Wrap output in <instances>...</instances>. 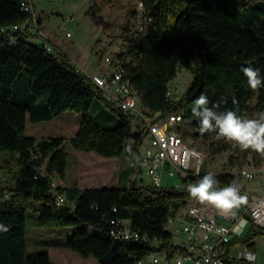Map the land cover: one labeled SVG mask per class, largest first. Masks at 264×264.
Listing matches in <instances>:
<instances>
[{"label": "trees", "instance_id": "obj_1", "mask_svg": "<svg viewBox=\"0 0 264 264\" xmlns=\"http://www.w3.org/2000/svg\"><path fill=\"white\" fill-rule=\"evenodd\" d=\"M27 0H0V29L22 24L30 14L22 7ZM32 1V0H31ZM153 16L147 34L134 45L125 63L126 76L135 87L140 107L147 112L180 113L190 120L195 139H214L212 155L232 151L230 166L245 165L249 156L259 167L264 155L230 145L217 131L201 134L200 122L192 114L194 101L202 94L214 111H234L243 118H257L264 112V86L253 91L242 67L258 69L264 77V0H137ZM110 0H102L106 6ZM134 13V11H132ZM94 5L87 15H99ZM127 24L121 27L123 37ZM29 34L0 32V167L9 173L11 188H0V264H53L48 253L27 254L26 218L32 212L36 226L53 224L76 227L66 249L98 264H136L153 250L160 239L170 240L166 230L170 217L193 202L188 186L203 176L182 180L183 188L140 185L136 177L129 186L65 188L69 155L66 139L37 140L26 134V123L51 121L66 111L80 116L73 149L95 152L105 158L121 157L126 141L133 139L136 156L143 134L134 133L131 117L105 101L88 74L78 70L57 49L47 52L44 43L31 42ZM179 69L193 79L178 100H172L170 83ZM95 99H102L119 118L105 127L89 115ZM112 119L113 116L109 115ZM216 139V140H215ZM43 167V170L41 168ZM219 187L239 179L227 171L215 176ZM66 202L57 205V197ZM237 205H245L241 198ZM118 222L147 235L145 243L117 241L111 231ZM264 234V227L250 223L247 232L235 238L230 248L246 244L255 252L252 240ZM248 264V263H244Z\"/></svg>", "mask_w": 264, "mask_h": 264}, {"label": "built area", "instance_id": "obj_2", "mask_svg": "<svg viewBox=\"0 0 264 264\" xmlns=\"http://www.w3.org/2000/svg\"><path fill=\"white\" fill-rule=\"evenodd\" d=\"M22 7L29 10L27 18L21 26L2 28L0 32L11 36L13 32L34 34L44 38L43 48L52 53L53 43L47 38L38 24L33 2L27 0ZM61 26L66 29V23ZM153 23L151 12L144 4L137 1L133 17L127 23L123 37L117 41V49L104 57L100 66V75L90 77L94 87L119 107L123 113L132 117L138 115L143 134L138 156L141 165L147 167L152 185L161 188L163 174L169 177L178 176L181 180L200 175L204 157L190 145L181 133L184 118L180 113H151L138 108L139 98H133L128 83L121 76L122 63L131 48L139 44ZM66 36H70L67 33ZM78 70L77 64L69 59ZM83 71V70H81ZM176 86L172 87V100L178 98ZM240 186L238 196L245 205H237L221 209L214 204L195 199L187 206L179 209L169 219L166 230L172 237L166 241L156 242L150 254L138 260L136 264H244L255 262L257 253L247 249L232 253L231 242L249 229L250 223L264 227V163L257 168L242 167L238 173ZM259 181L256 183V180ZM243 182V186L241 183ZM253 185L252 188L245 186ZM66 202L64 196L57 197V205ZM121 238H136V243H145L147 235L128 224L121 222V227L111 231ZM239 245V244H237Z\"/></svg>", "mask_w": 264, "mask_h": 264}, {"label": "rangeland", "instance_id": "obj_3", "mask_svg": "<svg viewBox=\"0 0 264 264\" xmlns=\"http://www.w3.org/2000/svg\"><path fill=\"white\" fill-rule=\"evenodd\" d=\"M102 0H32L35 11L42 15L43 28L48 33L58 34L59 37L74 42L70 50V57L75 63L76 60H83L90 66V77L100 75V66L105 56L114 52L117 48V41L121 27L128 23L133 17V12L137 8V0H110L106 6L101 5ZM100 7L99 15H87V12L94 6ZM65 19L66 29L63 30L62 24ZM67 33L70 36H66ZM77 52V53H74ZM84 72V71H83ZM193 75L190 71L179 69L175 79L170 83V90L176 86L179 92L178 100L189 87ZM138 108L140 103H138ZM89 115L98 124L105 127L117 125L119 118L111 111L104 100L95 99ZM109 115L113 118L110 119ZM80 116L72 111H66L51 121L31 123L27 120L26 134L37 140L63 137L66 139L65 150L69 158L66 167L64 180L55 181V185L64 184L65 186L78 187H119L129 186L136 177L140 185L151 186L152 180L147 173V167L141 165L139 156H136L133 139L126 141L123 153L119 158H105L95 152L85 153L72 148L69 139L78 130ZM131 126L134 133L142 130L141 121L138 115L131 117ZM196 132L190 120H185L182 125L181 133L184 134L188 143L204 157V164L200 169V174L207 175L213 173L215 176L223 171H227L239 178L240 168H257L252 163L251 156L248 157L245 165L230 166L229 158L232 151L218 155L209 152L210 143L214 140L204 141L195 139ZM223 137L216 139L221 140ZM215 139V140H216ZM232 148L235 143L230 142ZM143 151V144L139 146ZM138 148V149H139ZM43 170V167L41 168ZM259 179L256 180V183ZM66 183V184H65ZM243 182L241 186H243ZM59 186V185H58ZM162 188H183L185 185L178 176L169 177L163 174L161 181ZM13 187L9 173L0 167V188ZM62 187V186H61ZM252 188L253 185L245 186ZM36 217L32 212L27 213L26 218V244L27 254L48 253L51 255V262L54 264H98L93 258L84 259L76 253L66 249V243L70 239L76 227H59L53 224L36 226ZM257 260L248 264H264V234L257 235L253 240ZM246 244L235 245L232 253L235 255L245 249Z\"/></svg>", "mask_w": 264, "mask_h": 264}, {"label": "clouds", "instance_id": "obj_4", "mask_svg": "<svg viewBox=\"0 0 264 264\" xmlns=\"http://www.w3.org/2000/svg\"><path fill=\"white\" fill-rule=\"evenodd\" d=\"M241 71L247 78L248 86L257 91L264 86V77L259 70L251 66L242 67ZM207 96L201 95L194 101L192 114L200 122L201 134L217 131L220 137L234 142L241 150L252 149L264 155V112L257 114V118H243L234 111L218 113L214 111L216 105L208 107ZM189 193L201 201L214 204L221 209L234 207L238 196V185L233 182L227 187H219L213 173L203 176L195 184L188 186ZM0 230L7 231L2 225Z\"/></svg>", "mask_w": 264, "mask_h": 264}, {"label": "crops", "instance_id": "obj_5", "mask_svg": "<svg viewBox=\"0 0 264 264\" xmlns=\"http://www.w3.org/2000/svg\"><path fill=\"white\" fill-rule=\"evenodd\" d=\"M34 6V5H33ZM34 11H35V6H34ZM36 15H37V20H38V24L40 25V28L43 30V32L45 33V35L47 36V38L53 43L54 45V49H57L59 50L60 52H62L64 55H66V57L68 59H71L72 57L69 55L70 54V49L73 48V45L75 44L74 42H71V41H68L64 38H61L59 37L58 34H52V33H47L44 28H43V20H42V15L38 14L36 11H35ZM28 39L29 41L31 42H35V43H43L44 42V38L40 37V36H36L34 34H30L28 36ZM53 49V50H54ZM74 53H77L74 51ZM78 54V53H77ZM71 57V58H70ZM76 64L77 66L83 70L86 74H88V72H91V68L90 66L86 65V63L79 59V60H76ZM56 181H59V180H56ZM66 184V183H65ZM76 184V183H74ZM74 184H72L71 186H68V185H64L62 183L60 184H57V186H62V187H65V188H70V187H73ZM78 187V186H77ZM105 185L103 186H96V187H78L80 189H86V188H104ZM107 188V187H106ZM50 256V260H51V255L49 254ZM54 264V263H53Z\"/></svg>", "mask_w": 264, "mask_h": 264}, {"label": "bare ground", "instance_id": "obj_6", "mask_svg": "<svg viewBox=\"0 0 264 264\" xmlns=\"http://www.w3.org/2000/svg\"><path fill=\"white\" fill-rule=\"evenodd\" d=\"M27 2V1H26ZM25 11L29 13V10H27L26 7H24ZM22 24H16V25H13L12 27L10 28H13V27H19L21 26ZM6 34V33H5ZM13 38V37H11ZM130 61V58L126 55V62L128 63ZM125 63H122V67H121V76L123 78V80L126 81V83H128V86H129V89H130V92H133V98H138V93L135 89V87L133 86V84L130 82V79L126 76V69H125V66H124ZM98 91H100V89L96 88ZM101 93V91H100ZM171 96H172V91L170 92ZM103 98L105 99L106 102H108L109 104L112 105V101H109L108 97H105V95H102ZM114 106V105H112ZM115 107V106H114ZM117 109H120L119 107H115ZM142 108V107H141ZM122 110V109H120ZM123 111V110H122ZM116 227H121V222H118L117 226ZM111 237L117 241H127V242H133V243H136V238H121L119 236H117V233H112L111 232Z\"/></svg>", "mask_w": 264, "mask_h": 264}]
</instances>
